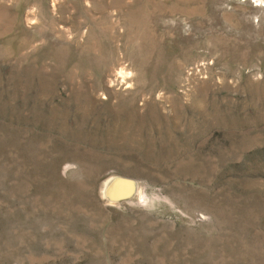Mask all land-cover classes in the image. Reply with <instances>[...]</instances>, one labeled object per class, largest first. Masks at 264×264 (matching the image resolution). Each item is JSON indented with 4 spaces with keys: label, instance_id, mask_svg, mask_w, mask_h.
<instances>
[{
    "label": "rangeland",
    "instance_id": "obj_1",
    "mask_svg": "<svg viewBox=\"0 0 264 264\" xmlns=\"http://www.w3.org/2000/svg\"><path fill=\"white\" fill-rule=\"evenodd\" d=\"M0 264H264V0H0Z\"/></svg>",
    "mask_w": 264,
    "mask_h": 264
}]
</instances>
